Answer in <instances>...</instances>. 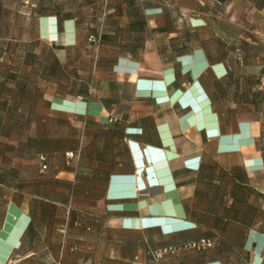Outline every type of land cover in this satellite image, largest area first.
Listing matches in <instances>:
<instances>
[{
    "label": "crops",
    "instance_id": "0c3cea01",
    "mask_svg": "<svg viewBox=\"0 0 264 264\" xmlns=\"http://www.w3.org/2000/svg\"><path fill=\"white\" fill-rule=\"evenodd\" d=\"M6 37L0 54L51 53L62 83L71 54L77 83L31 113L48 189H13L0 264H264V0H0ZM53 223L65 227L43 248ZM202 239L212 246L149 253Z\"/></svg>",
    "mask_w": 264,
    "mask_h": 264
},
{
    "label": "rangeland",
    "instance_id": "374dc122",
    "mask_svg": "<svg viewBox=\"0 0 264 264\" xmlns=\"http://www.w3.org/2000/svg\"><path fill=\"white\" fill-rule=\"evenodd\" d=\"M180 27L185 30L186 25L182 22ZM21 40L23 44L27 45L39 43V40L36 41L30 37H23ZM7 43H11L9 38L0 39V44ZM31 54L27 51L15 54L8 52L0 54V56L4 55L3 61L5 64L0 80V89L5 93L3 100L5 108H3L0 116V126L4 127L5 132L4 137L0 134V145L4 146L7 167L5 173L0 171V178H5L4 182H0V225L10 194L14 192L13 189L18 187L21 189L30 188L42 194L48 189L46 185L47 173L41 171L39 151L36 144L34 145L29 139L30 125L38 118L31 115L32 111L39 106H43L41 98L46 90L54 88L60 90L67 87V91H74L77 83L74 78H71V75L73 76L76 72V59L71 54H69L70 59L68 60L69 67H67L70 78H68L67 83H64V76L63 83L60 81V74L62 72L64 75L66 67L61 68V63L58 60L52 62L54 65H51L50 59L53 57L51 53L41 52L35 53L33 56ZM31 57L34 63L33 66L30 69L22 67L25 60H28L26 58ZM88 59L87 55L81 60L86 70L89 65ZM260 61L264 62L263 57L260 58ZM27 75H30V80L26 86V81L23 77ZM85 75V80L91 82L89 74ZM259 77H263V72H260ZM51 226H55L54 233L58 236H60L61 231L65 227L63 223L55 225L54 223L51 225L42 224L41 235L39 236V241H43L41 247L48 241L47 237L52 236L48 235V228ZM17 235L18 231L16 230L10 236L8 248L16 247ZM1 236L7 237V232L2 233ZM45 259L42 262L51 261L47 258Z\"/></svg>",
    "mask_w": 264,
    "mask_h": 264
},
{
    "label": "built area",
    "instance_id": "2783aa9c",
    "mask_svg": "<svg viewBox=\"0 0 264 264\" xmlns=\"http://www.w3.org/2000/svg\"><path fill=\"white\" fill-rule=\"evenodd\" d=\"M89 41L92 42V43H97L98 44L99 41H100V36L97 37L95 35H91L89 37ZM68 156L71 158V157H74L75 154H74V152H69ZM47 160L48 159H47V157L45 155H41L40 156V162H41L42 171H44V170H46L48 168ZM212 244H213V242H211L210 240L202 239L201 241L190 242V243H187V244L182 245V246L169 245V246L161 247V248H158V249H150L149 253L151 254V257H152L153 260L159 261L165 255L170 254V253H175L181 247H195L197 249H205V248L211 247ZM64 247H65V242H63L62 247H61V251L62 252L64 251ZM77 249H79L78 244L71 245V247H70L71 251H76Z\"/></svg>",
    "mask_w": 264,
    "mask_h": 264
},
{
    "label": "trees",
    "instance_id": "16d2710c",
    "mask_svg": "<svg viewBox=\"0 0 264 264\" xmlns=\"http://www.w3.org/2000/svg\"><path fill=\"white\" fill-rule=\"evenodd\" d=\"M225 0H216V2H217V4H219V5H222L223 4V2H224ZM104 16H103V21L101 22V24H99L98 26H96L95 28H94V30L92 31V33L88 36V43L89 44H91L92 46H95V47H98V48H100L101 46H102V44H103V42H104V21H105V19H106V17H107V15L106 14H103ZM100 32V33H99ZM91 35H95V36H97V37H99L100 36V41H99V43L97 44V43H92V42H90L89 41V37L91 36ZM187 48H188V46L185 44V43H183V45H182V48L181 49H179L178 51L180 52V53H184V51H186L187 50ZM28 53H32L31 55L33 56L35 53H34V51L32 50H26ZM182 56H184V55H182ZM26 59H28V60H25V63L26 64H30V65H32L33 66V60H32V57L31 58H26ZM4 61H0V69H1V75H2V72H3V68H4ZM24 79H25V81H26V86L28 85V81L30 80V75H27L26 77H23ZM1 80V79H0ZM9 80V79H8ZM177 82H178V78H176V80H175V82L173 83V85H176L177 84ZM1 83V82H0ZM24 85V86H25ZM172 85V86H173ZM87 87H88V85L86 84V83H83L81 86H80V88L82 89V88H86V90H87ZM2 91H1V89H0V93H1ZM2 106H4L3 108H5V103H4V101H2ZM5 132V131H4ZM41 155H45V154H40L39 155V162H40V156ZM46 156V155H45ZM47 157V156H46ZM47 159H48V157H47ZM48 161V160H47ZM40 164H41V162H40ZM47 170V169H46ZM45 171V170H44ZM4 180H5V178L4 179H1L0 178V182H4ZM78 224H81V222H82V219L80 218V219H78ZM62 244H63V242L61 243V246H62ZM72 245H74V244H72ZM66 246V245H65ZM71 247V246H70ZM70 247H69V249H70Z\"/></svg>",
    "mask_w": 264,
    "mask_h": 264
}]
</instances>
